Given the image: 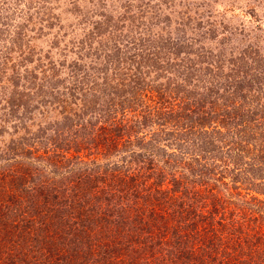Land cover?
<instances>
[{
	"label": "trees",
	"instance_id": "obj_1",
	"mask_svg": "<svg viewBox=\"0 0 264 264\" xmlns=\"http://www.w3.org/2000/svg\"><path fill=\"white\" fill-rule=\"evenodd\" d=\"M197 53L158 86L141 63L105 91H84L80 68L60 83L26 76L117 96L0 149V264H264V65L233 60L220 91ZM6 117L10 133L31 118ZM89 151L102 160L77 157Z\"/></svg>",
	"mask_w": 264,
	"mask_h": 264
},
{
	"label": "rangeland",
	"instance_id": "obj_2",
	"mask_svg": "<svg viewBox=\"0 0 264 264\" xmlns=\"http://www.w3.org/2000/svg\"><path fill=\"white\" fill-rule=\"evenodd\" d=\"M188 51L198 52L191 59L202 64V72L214 68L219 73L211 82L220 91L233 60L248 67L264 65V0H0V130L7 131L0 132V149L17 134L29 137L56 122L82 124L77 120L87 108L99 109L117 96L95 92L101 97L81 99L82 92L73 98L66 89L69 83L54 88L66 92L57 96L45 90L50 83L44 88L24 85L27 75L41 83L55 70L60 83L80 68L76 73L84 79V91H105L104 79L111 87L128 81L141 63L140 75L158 86L168 79L157 73L184 62ZM199 65L193 66L195 73ZM27 104L35 106L31 114ZM7 113L31 118L18 133H10L14 121L5 122ZM77 157L88 163L102 160L94 151Z\"/></svg>",
	"mask_w": 264,
	"mask_h": 264
}]
</instances>
